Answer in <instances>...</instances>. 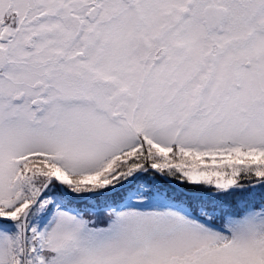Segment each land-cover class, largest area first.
Returning a JSON list of instances; mask_svg holds the SVG:
<instances>
[{
    "label": "snow or ice",
    "instance_id": "obj_1",
    "mask_svg": "<svg viewBox=\"0 0 264 264\" xmlns=\"http://www.w3.org/2000/svg\"><path fill=\"white\" fill-rule=\"evenodd\" d=\"M0 264H264V0H0Z\"/></svg>",
    "mask_w": 264,
    "mask_h": 264
},
{
    "label": "rangeland",
    "instance_id": "obj_2",
    "mask_svg": "<svg viewBox=\"0 0 264 264\" xmlns=\"http://www.w3.org/2000/svg\"><path fill=\"white\" fill-rule=\"evenodd\" d=\"M103 215L102 212L98 213L96 216L92 217L94 219H99ZM103 226V225H102Z\"/></svg>",
    "mask_w": 264,
    "mask_h": 264
},
{
    "label": "trees",
    "instance_id": "obj_3",
    "mask_svg": "<svg viewBox=\"0 0 264 264\" xmlns=\"http://www.w3.org/2000/svg\"><path fill=\"white\" fill-rule=\"evenodd\" d=\"M81 208H83V206H80Z\"/></svg>",
    "mask_w": 264,
    "mask_h": 264
}]
</instances>
